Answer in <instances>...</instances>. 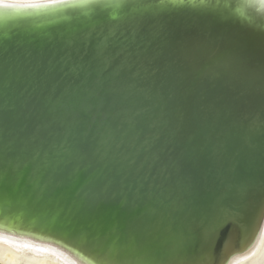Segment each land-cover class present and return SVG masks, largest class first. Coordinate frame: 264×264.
I'll use <instances>...</instances> for the list:
<instances>
[{
	"label": "bare ground",
	"instance_id": "bare-ground-1",
	"mask_svg": "<svg viewBox=\"0 0 264 264\" xmlns=\"http://www.w3.org/2000/svg\"><path fill=\"white\" fill-rule=\"evenodd\" d=\"M109 11L110 15H100L80 8L61 16H0V55L6 52L7 60L6 70L0 65V80L5 78L0 87V164L19 177L35 208L33 214L21 215L0 229V264H63V259L96 264L78 247L84 242L83 225L77 222L71 201L42 208L47 196L34 189L33 167L26 164L37 152L42 159L72 125L89 139L112 125L117 140H123L120 152L131 156L132 167L139 170L135 182L127 186L96 189L112 208L126 203L143 210L153 189L172 199L191 200L195 195L213 204L222 199L215 217L201 215L191 221L198 243L207 244L215 254L202 264H264V203L238 206L240 189L264 175V81L258 69L242 80L230 72L206 79L187 77L181 53L172 50L186 31L209 27L214 34L235 36L249 49L258 48V41L240 28L264 35V10L241 7L237 0L229 21L212 25L190 18L137 22L122 18L119 9ZM126 37L146 46L150 62L124 68L118 59L90 69V74L57 77L58 90L49 86L37 91L29 78L14 71L26 50L75 47L90 58L96 49ZM65 88L77 92L69 108L63 106L68 103L62 96ZM52 106H59L56 113L50 111ZM104 163L97 162V167ZM229 186L233 191L225 195ZM79 189L80 185L74 188L73 197ZM141 194L143 200L138 199ZM111 226L109 220L105 229Z\"/></svg>",
	"mask_w": 264,
	"mask_h": 264
},
{
	"label": "snow or ice",
	"instance_id": "snow-or-ice-1",
	"mask_svg": "<svg viewBox=\"0 0 264 264\" xmlns=\"http://www.w3.org/2000/svg\"><path fill=\"white\" fill-rule=\"evenodd\" d=\"M237 0H0V16L18 14H42L61 16L65 10L90 8L100 15H110V9H119L122 18L133 21L145 19L190 18L221 24L234 15ZM241 7L264 10V0H239ZM240 31L254 41L258 48L249 49L235 36L214 34L211 28L193 29L183 33L172 46L174 52L183 57L182 72L187 77L208 78L230 72L234 79L242 80L259 71L264 81V35L247 28ZM0 49L3 45L0 44ZM221 53H227L221 56ZM6 52L0 55V65L6 70ZM121 60L122 67L150 62L146 46L135 37L125 38L111 47H100L87 58L79 48H64L54 52L26 50L17 58L14 71L31 80L35 90H47L51 86L58 90L57 77L90 74L89 70L99 66H110ZM100 75V73H98ZM4 77L0 87L4 86ZM102 79L100 83H102ZM62 96L68 101L65 108L75 103L77 92L65 88ZM59 106H52L56 113ZM129 131H132L130 128ZM124 132L123 136H127ZM89 134L81 136L75 125L68 127L63 141L54 145L41 159L39 152L26 162L33 167L34 189L46 194L42 205L46 208L55 203L71 201L77 222L83 225V247L94 257L96 264H202L206 258H215L211 247L197 241L192 227V218L201 215L215 217L222 210L223 200L214 204L193 195L191 200L180 197L172 199L163 191L152 190L143 210L126 203L112 208L106 198H101L96 189H105L113 184L135 182L139 170L132 167L134 160L120 152L123 140H117V130L112 125L103 126L91 139ZM27 148L23 151L27 152ZM105 162L97 167V162ZM83 181V183H81ZM80 185L73 197L74 188ZM192 191V189H189ZM233 191L224 189L228 195ZM241 208L264 203V175L251 178L240 189ZM138 199L143 200L144 194ZM35 211L32 195L22 187L18 176L0 164V229L14 222L21 215ZM111 220L112 226L105 229ZM67 227V225H66ZM27 247V245H24ZM38 251H48L39 248ZM56 254V253H53ZM61 258L62 257V254ZM63 264H77L76 260L63 259Z\"/></svg>",
	"mask_w": 264,
	"mask_h": 264
},
{
	"label": "water",
	"instance_id": "water-1",
	"mask_svg": "<svg viewBox=\"0 0 264 264\" xmlns=\"http://www.w3.org/2000/svg\"><path fill=\"white\" fill-rule=\"evenodd\" d=\"M53 99V98H52ZM16 237H19V236H17V235H15ZM19 238H25V237H19ZM32 240H34V239H32ZM35 242H38V243H40V244H42L43 242H41V241H38V240H34ZM51 245H53V246H57V245H55V244H51Z\"/></svg>",
	"mask_w": 264,
	"mask_h": 264
}]
</instances>
